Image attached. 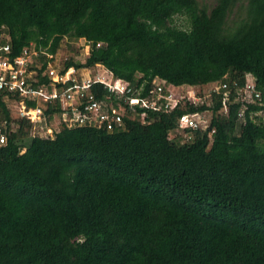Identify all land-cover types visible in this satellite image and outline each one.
Returning a JSON list of instances; mask_svg holds the SVG:
<instances>
[{
    "label": "trees",
    "instance_id": "obj_1",
    "mask_svg": "<svg viewBox=\"0 0 264 264\" xmlns=\"http://www.w3.org/2000/svg\"><path fill=\"white\" fill-rule=\"evenodd\" d=\"M65 38L91 53L62 73L101 66L139 98L154 80L226 84L228 97L154 112L95 83L90 94L122 108V126L60 122L41 137L0 92V264H264V119L254 116L264 113V0H0L10 59L31 45L54 56ZM38 60L35 84H47L50 60ZM247 76L252 103L238 99ZM62 111L43 106L48 122ZM196 112L210 113L206 127L179 135V118Z\"/></svg>",
    "mask_w": 264,
    "mask_h": 264
},
{
    "label": "built area",
    "instance_id": "obj_2",
    "mask_svg": "<svg viewBox=\"0 0 264 264\" xmlns=\"http://www.w3.org/2000/svg\"><path fill=\"white\" fill-rule=\"evenodd\" d=\"M10 49L8 45H0V92L7 96H16L17 99L12 104L18 108L20 118L29 120L32 124L38 122L43 114V106L47 103L59 101L62 106V115L69 127L92 126L96 128L105 127L112 132L116 127L122 126V108L114 107L111 101H97L90 94L89 90L95 83L104 85L106 91L113 95L116 100L123 99L129 107L137 106L141 109L152 110L154 112H168L174 109L180 101L172 98V94L167 92V85L164 81L154 80V91L144 98L134 96L129 84L120 79H114L111 75L107 79L103 77L92 79L84 76L80 69L68 68L65 72L57 70L51 66L53 56L39 53L34 46L24 48L21 55L15 59L9 58ZM45 55L48 62L43 71V76L49 79L47 84L36 85L35 76L42 64L38 58ZM158 81V82H157ZM211 91L223 92L224 99L228 97V86L220 84ZM260 98L255 90L253 80L246 77V84L238 92V99L242 103H252ZM37 102L34 108H27L25 102ZM189 102V101H188ZM225 102V101H224ZM223 102V103H224ZM192 103V102H189ZM197 104V103H192ZM208 121H205L200 113L183 115L178 121V130L185 133L189 139L192 132L205 128ZM48 134H51L48 128ZM213 130L210 134H212ZM6 141L5 134L0 127V145Z\"/></svg>",
    "mask_w": 264,
    "mask_h": 264
},
{
    "label": "rangeland",
    "instance_id": "obj_3",
    "mask_svg": "<svg viewBox=\"0 0 264 264\" xmlns=\"http://www.w3.org/2000/svg\"><path fill=\"white\" fill-rule=\"evenodd\" d=\"M206 3L208 5H213L214 0H206ZM186 20L184 17L177 16L174 18V24L179 27H185ZM103 47V44L99 43L95 45V48L101 49ZM91 53V45L86 44L84 39H79L76 41L70 40L68 38H65L62 42V45L59 49V51L53 56L51 61V66L55 67L57 70H60L62 68L63 62L65 60L71 59L76 62L84 63L85 60L88 58V56ZM80 72L84 76H89L92 79H98L101 78L103 80V77L107 79V76L109 74L107 71L103 69L101 66H95L92 68H83L80 69ZM158 82V81H157ZM215 88V85H209V86H200V87H173L168 86L167 92L172 94V98H176V100L182 102V101H189L192 103H199L201 104L203 101H209V93L211 90ZM11 115L13 118H19V111L18 108L15 107L12 103L9 104ZM254 116L261 117L264 119V113H257ZM202 117L205 121L210 120V113L206 112L205 114H202ZM64 120V116H55L51 122H48L46 118L42 115L40 120L38 122H35L32 124L31 128V134L33 135H39L41 137H46L53 135V129L56 130L57 126L60 122ZM48 128H50V131H52L51 134H48ZM182 132L180 131L179 135ZM173 137V135H172ZM28 139L22 140L23 144L28 143Z\"/></svg>",
    "mask_w": 264,
    "mask_h": 264
}]
</instances>
